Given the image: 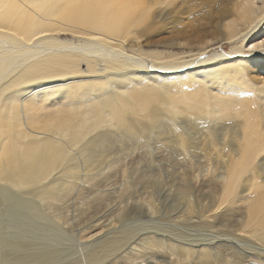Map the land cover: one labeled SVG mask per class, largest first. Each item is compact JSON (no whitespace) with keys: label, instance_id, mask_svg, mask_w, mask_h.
Returning a JSON list of instances; mask_svg holds the SVG:
<instances>
[{"label":"bare ground","instance_id":"1","mask_svg":"<svg viewBox=\"0 0 264 264\" xmlns=\"http://www.w3.org/2000/svg\"><path fill=\"white\" fill-rule=\"evenodd\" d=\"M261 28L264 0H0V264H264Z\"/></svg>","mask_w":264,"mask_h":264},{"label":"rangeland","instance_id":"2","mask_svg":"<svg viewBox=\"0 0 264 264\" xmlns=\"http://www.w3.org/2000/svg\"><path fill=\"white\" fill-rule=\"evenodd\" d=\"M256 36L254 37V39L253 40H251V42L249 43V45L247 46V48H244L243 50L245 51V54H247V55H251L252 53L251 52H247L248 50V47H252L253 46V43H255V42H257L258 40L260 41L261 40V38L262 37H264V32H263V29L261 28L260 29V32L259 33H256L255 34ZM230 50V49H229ZM249 57V56H248ZM137 185H141V182L140 183H138ZM137 187V186H136ZM151 189H149L148 191H150ZM147 191V190H146ZM163 192H164V190H163ZM146 194V192H144L143 193V196ZM141 196H142V194H141ZM142 196V197H143ZM140 198V197H139ZM111 218V217H110Z\"/></svg>","mask_w":264,"mask_h":264}]
</instances>
